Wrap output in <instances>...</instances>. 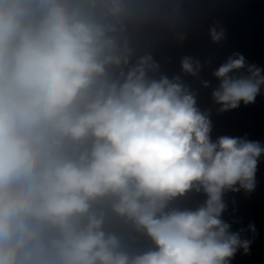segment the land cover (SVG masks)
Segmentation results:
<instances>
[{"label":"clouds","instance_id":"clouds-1","mask_svg":"<svg viewBox=\"0 0 264 264\" xmlns=\"http://www.w3.org/2000/svg\"><path fill=\"white\" fill-rule=\"evenodd\" d=\"M204 0H0V264H233L259 235L235 215L264 142L213 138L264 96L233 51L158 56L199 33ZM209 49L229 30L212 18ZM210 69L212 79L203 75ZM232 205L233 218L224 214ZM250 234V235H249Z\"/></svg>","mask_w":264,"mask_h":264},{"label":"water","instance_id":"water-1","mask_svg":"<svg viewBox=\"0 0 264 264\" xmlns=\"http://www.w3.org/2000/svg\"><path fill=\"white\" fill-rule=\"evenodd\" d=\"M204 22L198 34H195L181 49L164 44L158 56L170 58L166 67L169 71H178V57L182 53L203 55L208 52L214 57L212 67L222 62L233 51L243 53L250 63L264 68V0H204L200 9ZM212 18H220L229 30L228 40L221 46L208 47L207 38L202 35ZM211 70L203 75L212 79ZM199 103L202 108L212 107L214 124L213 138L219 135L243 136L264 142V96L257 97L253 105L243 106L225 113H217L212 105L210 89L201 90ZM235 196L238 211L235 213L242 223L233 226L247 227L254 222L259 235L251 248V255L238 254L233 264H264V158L257 172V187L250 196L243 192L229 194V202ZM226 220L233 218L232 205L224 214ZM250 235V234H249Z\"/></svg>","mask_w":264,"mask_h":264}]
</instances>
